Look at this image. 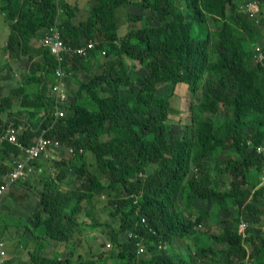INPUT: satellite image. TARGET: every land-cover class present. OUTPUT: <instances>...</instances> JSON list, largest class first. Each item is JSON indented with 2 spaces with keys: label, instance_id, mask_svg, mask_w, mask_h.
<instances>
[{
  "label": "trees",
  "instance_id": "trees-1",
  "mask_svg": "<svg viewBox=\"0 0 264 264\" xmlns=\"http://www.w3.org/2000/svg\"><path fill=\"white\" fill-rule=\"evenodd\" d=\"M245 1L93 0L90 15L76 21L67 1L0 0V14L10 29L6 48L14 57L33 56L31 40L42 38L57 19L59 6L65 9L60 26L65 43L77 47L91 38L99 42L87 55H66L67 71H93V58L106 51L98 70L78 82L65 115L49 131L73 147L81 184L61 187L57 183L65 179L61 167V173L51 179L55 188L40 197L32 232L68 248L78 229L82 200L92 202L105 187L119 185L125 192L109 201L111 216L120 219L118 227L108 224L114 252L95 260L76 257L74 249L65 258L36 249L21 264H198L204 257L205 264H217L221 257L223 264H247V258L248 264H264V225L250 224L251 217L264 213V179L255 172L264 169V150L258 151L264 146V64L255 59L251 48L255 25L240 9ZM128 4L151 9L157 21L139 14L131 18L140 25L119 35L117 9ZM39 52L41 57L32 60L25 81H36L38 92L29 93L23 84L0 102V134L13 120L25 146L54 116L46 80L50 76L55 81L58 62L48 47L41 46ZM179 83L196 94L190 106L191 134L186 129L184 133L168 129L175 115L171 97ZM15 102L33 107V114L42 109L44 113L35 123L28 117L23 120L9 110ZM22 121L25 126L20 128ZM2 147L0 164L4 152L20 155V147L13 143ZM82 149L93 153L98 173L88 169ZM220 174L230 179L223 191ZM178 194L184 199L181 210L176 206ZM197 199L205 203L195 209L197 218L192 220L186 211ZM218 209L224 214L219 232L208 231L205 241L194 235V226L212 217V212L221 216ZM94 220L92 225L99 226L95 216ZM242 220L248 223L245 239L239 233ZM129 230L140 235L124 237ZM187 236L194 240V252L159 248L168 240L179 241L182 248ZM213 241L225 247L214 248ZM139 243L148 247L147 252L160 249V259L138 258ZM6 264L15 263L7 260Z\"/></svg>",
  "mask_w": 264,
  "mask_h": 264
},
{
  "label": "rangeland",
  "instance_id": "rangeland-1",
  "mask_svg": "<svg viewBox=\"0 0 264 264\" xmlns=\"http://www.w3.org/2000/svg\"><path fill=\"white\" fill-rule=\"evenodd\" d=\"M67 2H68L67 4L72 6L74 12L76 13L75 15L76 21L86 19L90 15L92 9V6L90 5V0H70V1L67 0ZM59 9L61 10L57 15V19L61 21L65 9H63L62 6H59ZM117 10H118V18H119L118 32L119 35L121 36L126 34V32L130 30L133 26L138 27V25H140L139 22H134V20L131 17H135L139 14L146 13V16L149 17L150 20H153L155 22L157 21V19H153L155 17V13L152 12L151 9L141 10L136 5L128 4L119 7ZM247 15L252 19L253 24L255 25V31L253 32V35L250 36V43H251V48L253 49L254 47L255 49L254 55H255V59L257 60L256 57L259 54H262L264 56V43H262L264 41V8L261 11H259L258 14L255 16L249 14ZM38 39L40 42V38ZM105 54L106 51L103 50L102 55ZM102 55L93 58L91 64L92 66L91 68L93 71L95 69L98 70L99 63L104 61V56ZM30 65L31 64L29 63V61L26 64H23L24 70L28 69ZM93 71L90 72L79 71L74 73L72 78L69 77V75H71L72 73L67 75L66 81L68 78H70L68 79L69 80L68 93H69V97H71L70 100L72 99L73 95L75 94L78 88L77 86L73 85V80H76V82L86 81L88 80L89 77H91V75H93ZM79 74H81L82 76H79ZM171 98L172 99L170 104V110L174 112L175 115H172L174 119L172 120L170 119L168 121L169 131L172 133L174 132L184 133V129L186 130H189L190 128L192 129L194 124L191 118L190 106L192 99L195 100L196 94L190 90L187 84L179 83L176 87V94H174V96ZM2 100L3 99H1L0 101ZM69 101L66 103L65 105L66 107H68ZM66 107L64 109L65 113H66ZM14 113H18V111H15ZM187 134H191V130H189ZM68 147H69L68 145L64 144L63 147L54 150L52 153L53 156L51 155L52 157L50 156L48 161L44 164L45 166L44 170L39 171L33 176L34 179L33 182L23 185V190H26L28 194L26 202L24 201L25 205L23 206L21 204L16 207L14 206L15 209H18L17 212L19 213L20 217L16 216L15 212L12 211L7 214L3 213L2 216L0 215V238L2 242H4L2 240L3 238L7 243V246H5V249L7 250V260L9 261L11 260L15 264H21L22 262H26L30 257V253L36 249H39V251L44 252L48 256H59L61 258L70 257L71 250L74 249L75 252L74 255L76 257L88 256L95 260L98 259V257L102 253L115 251V248L112 250L113 246L109 241L108 224L118 227L120 224V219L119 217L111 216L112 208L109 201L112 198L125 196V192L120 188L119 185L116 186L115 188H109V187L103 188L100 192L96 193V195L93 197L92 202L86 203L85 199L82 200L81 209L77 214L78 229L74 232L72 238L70 239L72 241L70 242L68 248L65 247L64 244H59L52 241L50 242V240L45 238L41 232L38 233L35 230L32 232L33 227L32 224L30 225V221H32L33 213L37 209L41 195L55 188L53 186L51 179L56 177L59 173H61L60 170L61 165H64L62 167L64 170V174L62 176L65 177L63 181L57 182L61 187L63 188L68 186L74 187V186H79L81 184V181L83 179L81 169L76 163L75 158L73 157V152L71 153ZM263 150H264V146H263ZM81 152L86 160L88 169L98 173L99 171L93 153L84 149H82ZM219 159H221L220 156L217 158H213L214 161H217ZM58 162H61L62 164H60L59 166ZM205 166L210 167V169L213 168L212 165L209 163H206ZM193 170H195L194 165H192L191 167V171ZM255 172L262 173V175L264 176V169L263 172L261 171H255ZM99 175L102 174L99 173ZM218 180L220 182V188L222 191L224 190V188L229 187L230 179L226 175L220 174L218 176ZM6 194L7 192L4 195ZM204 203L205 201H202L201 199L194 200L192 202L191 209H189L191 213L186 211V215L190 217L192 220H196L197 214L195 213L196 212L195 209L197 208L201 209ZM176 206L180 210L184 208V199L181 197L180 194L176 196ZM20 209H23L24 213L19 211ZM262 212H264V209L262 210ZM90 213L94 214V216L101 222L99 226L92 225V223H94L95 220H94V216L89 215ZM220 213L221 216L218 215L219 214L218 211L215 212L214 214L212 212V217L210 215V217L206 219V221L196 224L194 226L195 229L194 235H197V237H200L205 241V238H207L210 232L218 233L221 225L220 221L223 220L224 218V214L222 210H220ZM228 216L229 215H227V217ZM263 216L264 213L259 216H254L255 218L251 217L252 223L250 224H252L255 227L263 226L264 225ZM262 228H264V226ZM131 233H132L131 231H126V233H124V237H129ZM182 240L185 245L182 248L179 241H170V240L164 242V244L161 243L159 245V248H166L168 251L171 250L174 253H177L178 251L182 250L180 253L184 254L186 253L187 250L190 251L191 249H192L191 252H194L195 247L191 248L194 245V240H190V237L188 236L183 238ZM189 243L190 245L187 247ZM211 245L214 248L225 247V245L223 244L219 245L214 241L213 243H211ZM245 245L247 247L248 243H246ZM147 250L148 247L140 243L139 246L140 259L141 258L157 259V260L160 259V249L159 252H154L153 249L152 251H150V248L148 252ZM108 264H114V263L108 262ZM198 264H205V257L203 262H199ZM217 264H223L222 257L217 261Z\"/></svg>",
  "mask_w": 264,
  "mask_h": 264
},
{
  "label": "built area",
  "instance_id": "built-area-1",
  "mask_svg": "<svg viewBox=\"0 0 264 264\" xmlns=\"http://www.w3.org/2000/svg\"><path fill=\"white\" fill-rule=\"evenodd\" d=\"M263 8L264 0H248L240 6L241 11L252 16L257 15L258 12ZM60 10L61 9L58 10V14ZM60 26L61 21L56 19L41 38L42 46L48 47L58 62V66L54 72L55 81L52 84L54 116L52 117V121L48 125L42 127L40 132L27 146L20 142L18 136L19 126H17L13 120H10L5 126L3 132L0 134V146L6 142L13 143L14 145L20 147L23 156L13 159L9 173L5 176L4 181L0 184V197L5 193L6 190L13 186V184L20 180H25L28 175H30L34 169V162L36 160L41 158H50L54 150L64 146V143L57 136L49 135V131L54 128L58 119L65 115V105L70 100L66 77L67 75L71 74L72 71H67L64 68L63 63L65 61L66 55L68 54L78 53L80 55H87L91 49H94L98 45V41L91 38L82 43V45L73 47L72 45L65 43L63 40ZM256 58L259 62H263L264 60V56L262 54H259ZM262 64H264V62ZM262 150L263 146H259L258 151ZM69 151L71 153L74 152L73 147H70ZM142 221H145V219L143 218ZM247 228L248 223L245 220H242L239 224V233L244 239L248 236ZM129 231L132 232L129 237H137L140 235L138 232H134L132 230ZM139 246L140 243L138 244L137 250L138 258L140 254ZM6 263L7 251L5 249L4 242L0 241V264ZM246 263H249L248 258L246 259ZM136 264H140V262Z\"/></svg>",
  "mask_w": 264,
  "mask_h": 264
},
{
  "label": "crops",
  "instance_id": "crops-1",
  "mask_svg": "<svg viewBox=\"0 0 264 264\" xmlns=\"http://www.w3.org/2000/svg\"><path fill=\"white\" fill-rule=\"evenodd\" d=\"M90 5L92 6L91 0H90ZM9 32H10L9 25L6 23L4 17L0 14V100L4 99L7 95H9L14 88L19 87L23 84L26 86V90L29 93L32 92L33 94H36L38 90L40 89V86L36 81H32L31 83H25L26 79H28L29 74L31 73V68H30L31 65L28 69L24 70L23 64H26L28 61L31 64L32 60H37L41 57V53L39 52V48L42 46V44L40 45L41 39H40V42L38 38H33L31 40L30 54H33L32 57L29 58L30 55H27V56L18 58V57L12 56L6 48ZM35 53H38V54H35ZM73 75L74 73L69 75V77L72 78ZM79 76H82V75L79 74ZM68 79H67V89H68V81H69ZM53 80H54V77H53ZM53 80H50V76H48V79L46 80L47 89H48L49 94H51L52 98L53 96H52L51 90H52ZM77 84L78 82H76V80H73V85L78 87ZM9 110L13 112L18 111L19 116H22L21 119L24 120L26 117H28L34 123L37 122L44 113V110L42 109L36 114L35 113L33 114V111H34L33 107L22 106L18 103H14L12 107L9 108ZM24 126H25L24 122L22 121L20 124V128H23ZM2 146H0V151L3 148ZM70 147L72 146H69L68 149ZM22 156L23 154L21 152H20V155H18L17 157L14 156L13 153L7 154L6 152H4V154L2 155V158H4V160H2V163L0 164V184L4 181L5 176L9 173L11 166H12L13 159L20 158ZM48 159L49 158H41V159L36 160L34 162V169L30 173V175H28V177L25 180H20L17 183L13 184V186H11L8 190L5 191V193L7 192V194L4 195L5 194L4 193L2 195L3 197L1 196L0 198V215L1 216L3 213L7 214V213H10L11 211L15 212L16 216H19V213L17 212L18 209H15V207L21 204L24 206L25 205L24 201L26 202L27 197H28L27 191L23 190V185L34 181L33 176L39 171L44 170L45 168L44 164L48 161ZM63 166L64 165H61V167ZM19 211L24 213L23 209H20ZM30 225H31V221H30ZM2 240L4 241V245L7 246V243L5 242V240L3 238ZM0 241H1V238H0Z\"/></svg>",
  "mask_w": 264,
  "mask_h": 264
}]
</instances>
